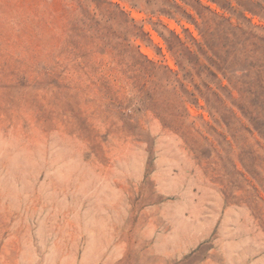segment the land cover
Listing matches in <instances>:
<instances>
[{"label":"rangeland","instance_id":"1","mask_svg":"<svg viewBox=\"0 0 264 264\" xmlns=\"http://www.w3.org/2000/svg\"><path fill=\"white\" fill-rule=\"evenodd\" d=\"M0 264H264V0H0Z\"/></svg>","mask_w":264,"mask_h":264}]
</instances>
